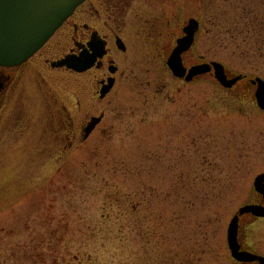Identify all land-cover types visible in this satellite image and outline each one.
<instances>
[{
  "label": "rangeland",
  "instance_id": "rangeland-1",
  "mask_svg": "<svg viewBox=\"0 0 264 264\" xmlns=\"http://www.w3.org/2000/svg\"><path fill=\"white\" fill-rule=\"evenodd\" d=\"M211 3L192 63L221 61L233 75L264 78L251 22L264 0ZM160 57L135 55L84 143L73 137L80 81L38 77L34 110L0 145V264H241L227 229L257 198L264 172L255 86L225 91L210 76L185 83L161 70ZM55 103L68 107L73 127L48 125ZM243 222V242L264 255V218Z\"/></svg>",
  "mask_w": 264,
  "mask_h": 264
},
{
  "label": "flooded vegetation",
  "instance_id": "flooded-vegetation-1",
  "mask_svg": "<svg viewBox=\"0 0 264 264\" xmlns=\"http://www.w3.org/2000/svg\"><path fill=\"white\" fill-rule=\"evenodd\" d=\"M211 1L84 0L29 60L18 66L0 65V145L6 141L11 142V135L17 128L24 126L26 112H29L31 103L36 101L37 84L40 82L38 77L48 82L46 73L48 76L56 72L70 74L80 81V96L76 99L77 110H80V131L73 137L83 143L93 136L107 117L109 112L101 107L110 103V97L118 85L132 73L135 55L149 49L160 51L161 70L164 68L175 79L185 82L172 74L168 62L178 40L185 36L191 20H195L198 22V30L194 42L182 53L184 66L189 69L195 64L191 61L195 59L192 57L193 49L204 28L200 16L212 5ZM70 54L80 56L82 63L88 65L87 68L75 71L66 65H58ZM141 61L142 64L148 63V58ZM227 73L233 76L229 69ZM208 76L213 79L214 73L199 76L194 81ZM111 83L112 86L106 91ZM239 85L249 92L254 84L247 74L233 88L224 89L233 91ZM254 97L256 100L255 90ZM35 106L34 103L33 110ZM50 107L57 114L53 113L49 126H57L59 130L73 127L74 122L70 113H66V105L61 106L63 109L56 103ZM96 117H102V120L86 138V128ZM8 135L6 140L5 136ZM241 221L242 247L252 248L242 240L244 222L243 219Z\"/></svg>",
  "mask_w": 264,
  "mask_h": 264
},
{
  "label": "water",
  "instance_id": "water-1",
  "mask_svg": "<svg viewBox=\"0 0 264 264\" xmlns=\"http://www.w3.org/2000/svg\"><path fill=\"white\" fill-rule=\"evenodd\" d=\"M84 0H0V64L18 65L31 57L54 34L63 22L74 12ZM198 22H193L187 29L188 35L179 40L169 65L177 77H185L191 81L195 76L215 69L216 78L226 87H232L241 76L229 79L225 66L220 62L204 63L193 66L187 74L183 65L182 53L191 47ZM58 65H67L76 71L87 68L80 56L69 55ZM257 98L259 106L264 109V80L257 78ZM112 86L106 89V91ZM105 91V92H106ZM104 92V93H105ZM102 117L94 118L86 128L87 138ZM255 188L264 196V173L255 179ZM243 214L264 217V205L246 204L231 220L228 228V243L232 256L241 262L258 261L264 264V256L242 250L239 242V218Z\"/></svg>",
  "mask_w": 264,
  "mask_h": 264
},
{
  "label": "trees",
  "instance_id": "trees-1",
  "mask_svg": "<svg viewBox=\"0 0 264 264\" xmlns=\"http://www.w3.org/2000/svg\"><path fill=\"white\" fill-rule=\"evenodd\" d=\"M261 11H264V9H260ZM253 13V12H250ZM261 14V15H260ZM260 14L256 11H254V13L252 15L254 16L252 17V25H253V29H254V33L257 34V42L259 44V46L261 48H264V14H262L260 12ZM260 16V18H259Z\"/></svg>",
  "mask_w": 264,
  "mask_h": 264
}]
</instances>
